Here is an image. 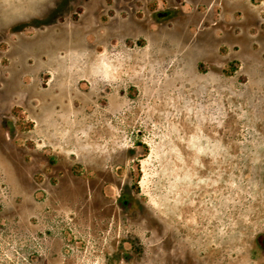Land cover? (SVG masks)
<instances>
[{"label":"rangeland","instance_id":"1","mask_svg":"<svg viewBox=\"0 0 264 264\" xmlns=\"http://www.w3.org/2000/svg\"><path fill=\"white\" fill-rule=\"evenodd\" d=\"M0 264H264V0H0Z\"/></svg>","mask_w":264,"mask_h":264},{"label":"flooded vegetation","instance_id":"2","mask_svg":"<svg viewBox=\"0 0 264 264\" xmlns=\"http://www.w3.org/2000/svg\"><path fill=\"white\" fill-rule=\"evenodd\" d=\"M168 15H170L169 12H166V11H159L157 13H155V18L157 19H164L165 17H167Z\"/></svg>","mask_w":264,"mask_h":264}]
</instances>
